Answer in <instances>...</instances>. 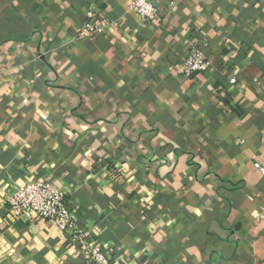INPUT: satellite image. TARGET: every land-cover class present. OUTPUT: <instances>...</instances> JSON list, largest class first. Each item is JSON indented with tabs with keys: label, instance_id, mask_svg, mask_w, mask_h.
Returning <instances> with one entry per match:
<instances>
[{
	"label": "crops",
	"instance_id": "1",
	"mask_svg": "<svg viewBox=\"0 0 264 264\" xmlns=\"http://www.w3.org/2000/svg\"><path fill=\"white\" fill-rule=\"evenodd\" d=\"M153 1L0 0V264H91L11 213L39 179L112 264H264V0Z\"/></svg>",
	"mask_w": 264,
	"mask_h": 264
},
{
	"label": "built area",
	"instance_id": "2",
	"mask_svg": "<svg viewBox=\"0 0 264 264\" xmlns=\"http://www.w3.org/2000/svg\"><path fill=\"white\" fill-rule=\"evenodd\" d=\"M131 9L137 12L145 21L153 22L158 19L159 9L153 0H133ZM106 26L88 22L81 29V35L88 38L96 37ZM186 74L204 72L209 69L210 62L200 45L190 48L183 61ZM237 82V77L231 79ZM255 166L264 173V165L256 162ZM7 202L10 211L15 216H24L29 220L41 219L53 224L62 232L71 235L73 243L81 242L91 264H112L109 252L101 245L94 244L78 225L67 199V192L46 179L28 180L16 184L8 194Z\"/></svg>",
	"mask_w": 264,
	"mask_h": 264
}]
</instances>
